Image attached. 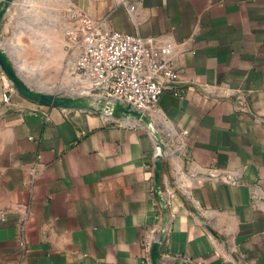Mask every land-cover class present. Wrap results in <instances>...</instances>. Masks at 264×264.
Instances as JSON below:
<instances>
[{
	"label": "crops",
	"instance_id": "crops-1",
	"mask_svg": "<svg viewBox=\"0 0 264 264\" xmlns=\"http://www.w3.org/2000/svg\"><path fill=\"white\" fill-rule=\"evenodd\" d=\"M30 1L59 16L26 28L66 36L69 10L153 37L180 94L150 113L157 192L149 127L39 107L0 65V264H153L161 235L160 264H264V0Z\"/></svg>",
	"mask_w": 264,
	"mask_h": 264
},
{
	"label": "built area",
	"instance_id": "built-area-1",
	"mask_svg": "<svg viewBox=\"0 0 264 264\" xmlns=\"http://www.w3.org/2000/svg\"><path fill=\"white\" fill-rule=\"evenodd\" d=\"M66 38L69 53L76 57L75 68L93 84L89 94L94 97L151 113L164 92L180 94L176 86L179 70L166 57L169 51L159 48L153 37L121 32L106 26L102 20L81 14L73 17ZM10 100L7 91L4 101ZM34 112L38 113L37 107Z\"/></svg>",
	"mask_w": 264,
	"mask_h": 264
},
{
	"label": "rangeland",
	"instance_id": "rangeland-1",
	"mask_svg": "<svg viewBox=\"0 0 264 264\" xmlns=\"http://www.w3.org/2000/svg\"><path fill=\"white\" fill-rule=\"evenodd\" d=\"M22 4V0H0V65L4 74L3 78L6 87L10 91H13L16 95L24 99L31 100L32 102L35 100L53 102L56 100L58 105L57 107L83 110L99 114H103L102 111L104 109H108L111 114H113V111L115 110L112 105L113 103L111 104V102L106 98L94 97L89 94V90L93 84L83 83L80 79H74V76H76V74L79 75L80 73H78L75 68V62H72L67 55L68 50L66 47L68 40L66 36L65 38L67 44L64 46L65 55L64 59L61 61V65L58 64L56 60L55 62L47 63V60L40 59L41 51L34 45V39L31 38L29 34L30 31L26 28L27 21L25 20H27L28 15L22 12ZM55 4L48 5L43 2L40 6L50 9V11L54 14L53 18L56 19V16H59V14L53 10L55 8ZM63 12L66 11L60 10L61 15L64 14ZM66 13L70 16L68 23L71 22L72 19V24V12L68 10ZM48 21L49 23H52L51 20ZM43 23L44 20H41L35 24L43 25ZM23 63H25L28 67L23 66ZM69 66L71 67L69 68ZM67 70L69 73H72L71 76H68ZM42 72L45 74L46 78H50L52 81L50 82V85L45 88V90L42 89L44 91L42 97L37 98L32 93H29L28 90H34V88L37 90L40 88V86H38L37 79L41 76ZM25 76L28 78L26 79ZM82 78L84 77L82 76ZM28 79H31V83ZM32 80L34 83H32ZM75 99L80 100L84 104H81L80 106L76 101H74ZM89 104L97 106L92 107ZM94 108L97 110H94ZM121 112V110H116L114 112V115L112 116L117 119L115 121H122V119L119 118ZM146 115L152 119L149 112ZM135 122H143V124L146 125L144 121L138 120ZM161 150L162 153H164L162 154L161 159H164L168 150L167 145L164 144V147L162 146ZM162 168L163 167L161 165L159 174L160 181L162 178ZM154 171L157 186L158 181L156 164ZM162 185L163 184H161L162 193L160 192L161 195L159 196H165L167 192L165 188H162ZM157 192H159V190H157Z\"/></svg>",
	"mask_w": 264,
	"mask_h": 264
},
{
	"label": "bare ground",
	"instance_id": "bare-ground-1",
	"mask_svg": "<svg viewBox=\"0 0 264 264\" xmlns=\"http://www.w3.org/2000/svg\"><path fill=\"white\" fill-rule=\"evenodd\" d=\"M30 3H31L30 0L24 1L22 10L24 11V13L30 15L32 21L40 20L44 15H46V16L49 15L48 10H43L38 5L39 1L32 2V4H33L32 8H30ZM54 29L57 30L56 28H54ZM54 29L51 30V34H50L46 29L41 28V27H37L34 23H32L31 26L27 27V30L30 31L29 34L34 39V45H36L38 49L43 50V54L48 53L49 57H47V58L45 57V60H47L48 62L52 61V57L63 56V54L65 55L64 46H66V44H67L66 38L64 35L61 36L60 33L53 32ZM50 39H52V42H50ZM23 66L28 67L25 63H23ZM70 67L71 66H69V68ZM67 72H68V70H67ZM71 74L72 73L68 72V76H71ZM27 78L28 77H26V79ZM29 78H30V76H29ZM74 79H80L81 82H83V83H88V84L91 83L88 79L82 78V76L80 74L79 75L76 74V76H74ZM28 81L30 82L31 79L30 80L28 79ZM51 81L52 80L50 78H46L44 73H41V76L37 79V83H38V86H40V88L37 89V87H36L37 90H35V88H34V90H28V92L32 93L37 98H41L42 94L44 93V91L42 89L45 90V88H47V86L50 85ZM32 83H34L33 80H32ZM49 89H51V88H49ZM74 101H76L80 106H81V104H84L80 100H77V99H75ZM55 102H56V100H55ZM89 105L92 106L91 104H89ZM93 106H97V105L93 104ZM94 110H97V109L94 108ZM100 111H102V110H100ZM102 112L106 118L117 120V119H115L114 116H112L114 114H111L110 110L104 109ZM146 114H147L146 112H142V111L133 112L131 114H127L125 118H123L121 116L119 118H121L122 121L125 122L126 124H133V123H135V121H138V120L142 121V119H141L142 115H146Z\"/></svg>",
	"mask_w": 264,
	"mask_h": 264
},
{
	"label": "water",
	"instance_id": "water-1",
	"mask_svg": "<svg viewBox=\"0 0 264 264\" xmlns=\"http://www.w3.org/2000/svg\"><path fill=\"white\" fill-rule=\"evenodd\" d=\"M31 101V100H30ZM35 103H40V104H44V105H47V106H53V107H57V103L55 101H43V100H35L34 101ZM114 111H113V114L116 110H121V114L119 116L125 118L127 114H131L133 112H140L138 110H133L130 106H125L123 104H120L119 102H115L114 103ZM94 111V110H93ZM100 111V110H99ZM142 121L145 122V124L151 129V131L156 135V137H158V140H159V144H160V152H159V155L157 156V160H156V172H157V190H159V186H160V177H159V174H160V167H161V156L162 154V146L164 147V140L162 139V136L160 134V132L158 130L155 129L154 125L152 124V119L146 115H142ZM143 123V122H142ZM161 198V197H160ZM162 200V199H161ZM163 239V236L161 235L160 236V239L159 241H157L155 244H154V247H153V250H152V260H153V264H159L158 263V259L160 258V252L158 251V248H159V245H160V241ZM186 264H192L190 262L186 263Z\"/></svg>",
	"mask_w": 264,
	"mask_h": 264
}]
</instances>
